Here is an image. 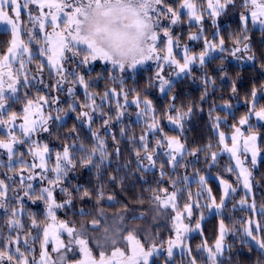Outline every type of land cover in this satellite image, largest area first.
Listing matches in <instances>:
<instances>
[{
  "label": "snow or ice",
  "instance_id": "snow-or-ice-1",
  "mask_svg": "<svg viewBox=\"0 0 264 264\" xmlns=\"http://www.w3.org/2000/svg\"><path fill=\"white\" fill-rule=\"evenodd\" d=\"M235 4L236 0H0V24L8 26L11 36L6 51L0 52V129L4 130L0 149L4 150L7 159L6 164L0 160V167L7 169L4 178H0V211L3 213L0 264H150V258L164 249L165 244L167 248L164 250L170 259L174 249L181 248L187 251L188 264H219L226 236L237 231L235 224L231 227L226 224L223 213L227 210V200L238 187L245 191V196L239 200V208L250 213L248 219L239 222V231L264 250V223L252 218L257 212L264 217V204L257 209L252 198L255 185L252 169L258 166L264 151L259 143V131L250 123L252 117L264 121V106L256 103L258 89L253 87L250 93L247 113L230 125V136L220 130L221 117L213 115V107L209 111V120L216 144L209 142L189 148L183 137L185 123L193 113L191 105L186 109L177 107L174 103L177 97H171L173 103L168 104L164 116L179 131L177 135H168L160 126V114L152 100L146 96L141 99L138 90L132 89L133 98L129 101V90L124 86L123 74L149 61L156 65L149 87H158L160 93L165 94L175 87L170 77H191L193 65L203 70L206 59L213 52H226L238 60H254L248 26L249 22L258 24L264 32V0H242L241 30L229 37L232 41L229 50L225 47V37L219 31L217 18ZM205 16L216 28L211 39L205 33ZM127 17L133 20L131 28L120 23ZM182 17L189 25L198 26L196 33L189 31L188 35L189 40L202 41L203 47L198 53H193L186 44L182 45L180 37L173 33V27L182 23ZM97 60L115 70L109 76L114 86L102 95L94 93L95 83L86 78L89 74L83 71ZM34 63L36 69L30 67ZM70 64L75 66L69 67ZM45 69L49 78H54V83H45ZM97 78L103 79V76L98 74ZM202 81L205 87L200 99L204 101L215 79L205 73ZM77 88L84 93L83 102L79 101ZM21 89L24 91L23 100ZM30 89L35 90V96ZM53 91L68 97L67 111L59 107V95L53 96ZM231 91L237 92L235 83ZM259 91L264 92V85ZM98 96L100 103H97ZM113 103L115 113L106 112L105 104L111 107ZM129 103L135 106V115L138 122H143L144 130L139 137L134 134L129 137L128 129L121 127L120 136L129 139L138 172L146 173L157 165L160 169L159 179L154 182L156 187L145 189L151 193L147 198L151 218H165L171 225V235L166 241L160 240L159 246L156 243L158 235L147 227L148 212L135 214L136 210L132 209L133 214L128 215L127 206L122 205L124 213L106 214L101 201L114 202L115 196L105 194L103 183L94 190L92 209L81 207L78 210L80 220L86 221L79 227L75 221L60 219L57 215V210L73 206V191L65 186L73 169L92 167L96 169L97 179L102 181L101 170L106 162L123 158L117 136H109L110 122L121 121ZM13 104H22V108L15 111ZM53 106L55 116L52 115ZM222 107L231 109L232 105L225 101ZM67 112L77 113L76 120L88 127L91 147L80 135L77 125L74 124L63 137L57 134L58 123L55 129L52 127L53 123L62 120L60 113L66 115ZM97 118L104 134L93 129ZM41 133L62 139L60 149L54 150L48 142L38 138ZM108 138L113 141L111 152ZM18 145H24L26 151H20ZM201 153L209 169L219 163L220 155H229L230 163L223 172L234 175L235 180L230 181L219 173L216 175L220 185L218 199L208 187L206 175L198 170L192 177L187 173L188 164L199 162ZM161 156L163 160L158 159ZM188 157L193 159L188 160ZM166 166L169 172L164 171ZM180 168L185 169L183 175L178 173ZM129 174H132L130 168ZM166 176L167 185L164 184ZM108 179L115 182L119 178L110 175ZM139 179L144 180L143 175ZM33 181H39L41 186L34 188ZM193 184L197 187L196 192L191 190ZM57 190L63 200H57ZM74 191L81 200L93 197L92 190H82L78 185ZM25 198L32 203L44 204L43 220L37 219V213L25 210ZM137 202L145 203L144 197H138ZM236 207L233 204V210ZM200 209L215 210L221 216L214 244L202 240L196 248L197 252L206 253L205 260L194 256L187 243L189 233L199 231L203 235L205 217L202 211L193 226L194 213ZM137 222L144 227L129 226ZM69 253L73 254L71 258Z\"/></svg>",
  "mask_w": 264,
  "mask_h": 264
},
{
  "label": "trees",
  "instance_id": "trees-1",
  "mask_svg": "<svg viewBox=\"0 0 264 264\" xmlns=\"http://www.w3.org/2000/svg\"><path fill=\"white\" fill-rule=\"evenodd\" d=\"M240 2L241 0H236ZM237 10L242 9L240 6L236 7ZM239 14L230 20L227 24L222 25L219 29L221 35L225 37V44H231L232 41L229 38L231 34H238L241 30V25L238 19ZM182 19H186L182 17ZM249 42L252 48V54L255 55L254 64L251 66H238L231 63H227L223 69L216 70L215 66L218 62H223L221 59H214L206 63L204 69H196L192 71V76L187 75L182 76L177 79L173 84L175 87L171 92H167L159 96L157 93V87H149V81L154 77V70L152 68H140L136 71H127L124 75V86L125 89L129 90V101L133 98L131 90L137 89L141 99L145 96L152 100L154 107L157 112L160 114V126L163 127L165 133L168 135H177L178 129L168 127V121L164 116V113L167 109L169 103H173L171 100L172 96H176L177 99L174 101L177 107L183 106L185 109L187 106L191 105L193 107V113L191 118L185 123L184 128V137L188 142V147L192 148L195 145L203 146L209 142L213 145L216 144L217 140L213 136V129L211 122L209 120V111L215 107V112L213 115H219L221 117V131L230 132V125L237 123L239 119L244 116L249 108V102L251 100L250 93L253 87L258 89L261 88V85H264V74H261L260 69L264 68V32L261 30H253L248 27ZM11 39L9 32H0V52L6 51V45ZM33 69H36L37 65L34 63L30 66ZM86 71L89 75L86 77L91 79L95 83L93 89L94 93L102 95V93L114 85L111 84L109 76L114 74L115 70H112L110 67H101L94 66ZM205 73L207 76L215 79V84L208 88V96L204 101H201L200 97L203 94L204 83L202 77ZM35 74V73H33ZM98 74L103 76V79H98ZM45 83H54V78L50 79L48 76V70L44 71ZM155 84V81H152ZM235 83L237 92L234 94L231 91L232 85ZM32 95L35 96L36 92L34 89H30ZM54 92V91H53ZM52 92V94H53ZM24 91L21 89V99L23 100ZM61 97L59 107L65 108L67 111V103L69 102L68 97L65 94H58ZM77 96L80 102H83L84 93L81 89L77 88ZM227 101L232 105L231 109H224L222 105ZM97 103H100L99 96L97 98ZM258 106H264V94H261L256 99ZM22 108V104H13L12 109L19 111ZM106 112L115 113L116 107L115 103L109 107L107 104L104 106ZM61 116H66L63 122L53 123L52 127L55 129L57 123L60 125L58 135L63 137L70 132V129L73 125H77L80 135L85 138V142L88 143V146L91 147V133L89 132L88 127L76 120L77 113L67 112L60 113ZM226 117V120H225ZM125 127L128 129L129 137L134 134L139 137V135L144 130L143 123L135 121V107L128 106L125 117L121 121L112 120L110 122L111 134L117 136V143L122 149V159H112L109 162H106L104 169H102L103 180L97 179L96 169L92 167H80L77 166L73 169L65 181V186L69 188L70 191H73L74 199L73 206L71 209L67 210H57V215L60 219H65L68 221H75L76 226L79 227L80 223L86 222L81 221L78 216V210L81 207H84L86 210L92 209L95 204V192L97 185L103 183L105 194H112L115 196L114 202H108L107 200L101 201V204L104 206V210L108 216H114L117 213H124L125 208L122 205H126L129 210L128 215L133 213L130 211L132 209L136 210L135 214L140 212H148V216L151 215L149 209L150 205L147 203V198L151 195L150 192L145 191L149 187H156L154 183L159 179L160 169L159 166L152 168L146 173L138 172L136 165V158L132 154L131 145L129 144V139L120 136V128ZM94 130L100 131L102 134L105 133V130L100 126V120L97 118L96 123L93 125ZM4 134L0 131V138H3ZM44 142L49 143V147L54 150H59L63 140H58L56 136H49L47 133L43 139ZM109 152L112 151L113 141L108 138ZM260 145L264 149V133L260 138ZM17 148L20 151H26L24 145H19ZM219 151V149H216ZM262 157L258 162V166L254 171L253 176L255 177V185L253 188V198L257 205L264 204V151H262ZM27 159V157H26ZM159 160L164 158L158 157ZM192 157H188V160H192ZM3 163H7V159L4 157L2 159ZM131 161L130 164L128 162ZM204 154H200L199 162H193L188 164L187 173L192 177L195 171H199L200 174L206 175L210 187L213 191V195L219 198L220 187L215 180V176L219 173L224 175L230 181L235 180L234 175H229L226 172H223V169L230 163V159L227 156L220 155L219 163L212 169H209L204 164ZM187 163V161H185ZM125 164H128L127 167H124ZM145 165L147 162L145 161ZM129 168L131 173L129 174ZM165 172L170 170L167 166L164 169ZM7 172L6 168L0 167V178H4V173ZM185 172L184 168L178 169V173L183 175ZM12 175V173H8ZM116 176L119 179L115 182L109 181V176ZM143 175L144 180L139 179ZM123 181L121 184L120 181ZM144 181H147L145 183ZM164 184H168V178L165 177ZM80 186L81 189H89L93 191L92 199L85 198L83 200L78 198V194L75 193L74 189L76 186ZM34 188L38 189L41 185L39 181H33ZM191 190L193 192L197 191L195 184L192 185ZM11 194V193H10ZM22 195V192L20 193ZM57 200H63L64 197L60 194L59 190L55 193ZM143 196L145 203H138L137 198ZM24 206L27 212L37 213V219L43 220L44 213V204L37 201L32 203L27 198L24 199ZM204 203V201H201ZM230 201L228 202L227 210L223 213L226 224L231 227L235 224V228H239V222L243 221L237 219V215L243 214L249 216V211L242 209H235L229 207ZM203 213H206L207 210L201 209ZM198 211V212H200ZM197 212V211H196ZM195 212V213H196ZM258 221L264 223V218L257 214ZM90 219V218H86ZM221 216L218 214L212 215L202 222L203 235L194 234L189 238L188 245L191 247L193 255L198 257L200 260H205L206 257L204 253L197 252L196 248L201 244L202 240H207L209 245L214 244L215 239L217 238L218 224ZM25 222H27L25 218ZM0 223H3V213L0 211ZM130 227L139 226L144 227L141 222L137 224H130ZM154 229L159 235L167 240L171 235V225L165 218H160L155 220ZM5 231H7L5 229ZM141 239L143 235L141 234ZM36 248H39V244L36 245ZM188 256L185 255H174L171 260L167 261L164 256H158L154 259L152 263H166V264H188ZM219 264H264V250H259L255 248L250 243L243 241L241 237V231L237 229L233 234L230 232L225 238V249L221 257H219Z\"/></svg>",
  "mask_w": 264,
  "mask_h": 264
},
{
  "label": "rangeland",
  "instance_id": "rangeland-1",
  "mask_svg": "<svg viewBox=\"0 0 264 264\" xmlns=\"http://www.w3.org/2000/svg\"><path fill=\"white\" fill-rule=\"evenodd\" d=\"M241 3H242V0L240 2H237L236 1V4H235L234 7H229V9L223 15H221L220 17L217 18V25H218V28L219 29L221 28L222 25H225L230 20L234 19L237 16V14H239L238 19H239V23H240V13L243 11V9L237 10L236 7L237 6H240ZM120 23L125 28H131V26L133 24V20H132L131 17H127V18L121 19ZM164 23L166 24L167 22L165 21ZM203 23H204V28H205L206 35L208 36L209 39H211L212 38V33L214 31H216V28L213 27L211 19L208 18L207 16H205ZM248 27L250 29H253V30H261L260 25H258V24L257 25H252L251 22H249V26ZM189 31H191L193 33H196L198 31V26H196L195 24L189 25V23L187 22V19H184V20L182 19V23L179 26H174L173 27V33H174V35H178L180 37L181 44L182 45H185L186 44L193 51V53H198L200 50H202L203 43H202V41H192V40H189L188 39ZM0 32H9L10 33V30L8 29V26L7 25L0 24ZM225 47L227 49L231 50L232 43L231 44H225ZM214 59H221V60H223V62H218L217 63V65L215 66V69L216 70L223 69L224 66L227 63H231V64L238 65V66H251V65L254 64V60L249 61L246 58L238 60V59H235V58H232V57L228 56V54L226 52L222 54V53H220L218 51L217 52H213L211 54V56L206 59V63L209 62V61H211V60H214ZM68 66L69 67H74L75 65L70 64ZM94 66L110 67L111 68L110 65H108V64H106V63H104L102 61L97 60V61L93 62L91 65H89L87 67V69H85V70H89V69H91ZM140 68H152L154 70V75H155L156 65L152 61L146 62L144 65L137 66V68L134 71H136V70H138ZM196 69L199 70L201 68L198 65H193V70H196ZM129 71H133V70H129ZM260 72H261V74H264V68L260 69ZM165 75H167V70L165 72ZM182 76H184V75H181L179 77L172 76L170 78L172 79V81L174 83L177 79L181 78ZM157 93H158L159 96L164 95V94L160 93V91L158 90V87H157ZM261 94H264V92H258L257 93V98ZM52 95L53 96H56L57 94H56V92H53ZM59 99H61L60 96H59ZM128 106L135 107L134 105H132L130 103H129ZM249 106H250V104H249ZM54 109H55V106H53V110H52V115L53 116H55L57 114ZM136 111L137 110L135 109V112ZM65 118H66V116L63 115L62 116V120L59 121V122H63L65 120ZM135 121L138 122L136 115H135ZM17 123H19V121ZM140 123H143V122H140ZM250 123L254 124L257 127V129L259 131V134H260V138H261L262 134L264 133V121H257L255 119V117H252L251 120H250ZM168 127L175 128L173 125H170V124H168ZM0 131L4 134V130L3 129H0ZM231 131L230 132H225V133L228 136H230L231 135ZM45 134L46 133L39 134V137L38 138H40V139L43 140L44 137H45ZM259 142H260V140H259ZM229 146H231L230 145V141H229ZM3 153H4V150L3 149H0V160L4 159V157L6 158V156H4ZM262 154H263V152L261 153V156H260L259 160L261 159ZM222 155L227 156L229 158V155L227 153H223ZM232 163H234V161ZM256 168L252 169L253 174H254V171H255ZM215 180L217 181L216 176H215ZM217 183H218V181H217ZM218 185H219V183H218ZM219 187H220V185H219ZM244 196H245V191L243 190L242 187H238L237 192L227 200V202H226L227 203V206H228V202L230 201V205H229L230 208H233V204H235L237 206L236 209L237 208L240 209L239 208V200L242 197H244ZM252 198H253V193H252ZM260 206L261 205H257V209H259ZM200 210H198V211H200ZM198 211L196 213H194V216H193V226H194V221L196 220L197 216L199 215V212ZM245 211H248V210H245ZM215 214H217L215 212V210H213L211 212L206 211V213H204V217H205L204 219H206V218H208V217H210L212 215H215ZM257 214H259V213L257 212ZM257 214H255L252 218L255 219V220H258L260 217L258 218ZM151 217H152V214L148 216V225H147V227L149 228V230H151L153 232V234L158 235V239H157L156 243L159 246L160 240H163L164 238L161 235H159V233L154 229L155 220H153ZM248 218H249V216H247V215H243V214L237 215V219H241L243 221L246 220V219H248ZM134 227H139V226H134ZM240 228H241V224H239V228L237 227L236 229H240ZM194 234H200V232L199 231H193V232L189 233L188 234L187 243L189 241V238L191 236H193ZM241 237H242L243 241H246V242L250 243L251 245H253L255 248L261 250L255 244V242H253L252 240L244 237L243 234H242V232H241ZM146 247H147V245H146ZM166 248H167V245L165 244L164 245V249H166ZM164 249L158 251L157 253H155L153 255V257L150 258V264H166V263H152V262H154V259L156 257H158V256H164L167 261H169V260L172 259V258L171 259L168 258L167 252ZM176 254L188 256L187 255V251L186 250H182L181 248L174 249L173 256L176 255ZM68 255L71 258L73 254L69 253ZM204 256L206 257V253H204Z\"/></svg>",
  "mask_w": 264,
  "mask_h": 264
}]
</instances>
